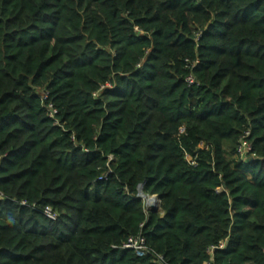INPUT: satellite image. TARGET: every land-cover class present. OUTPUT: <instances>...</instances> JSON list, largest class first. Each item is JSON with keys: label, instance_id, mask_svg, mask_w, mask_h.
<instances>
[{"label": "trees", "instance_id": "16d2710c", "mask_svg": "<svg viewBox=\"0 0 264 264\" xmlns=\"http://www.w3.org/2000/svg\"><path fill=\"white\" fill-rule=\"evenodd\" d=\"M154 253L264 264V0H0V264Z\"/></svg>", "mask_w": 264, "mask_h": 264}, {"label": "built area", "instance_id": "2783aa9c", "mask_svg": "<svg viewBox=\"0 0 264 264\" xmlns=\"http://www.w3.org/2000/svg\"><path fill=\"white\" fill-rule=\"evenodd\" d=\"M187 81L190 84H194L197 82V80L195 79L194 76L190 75L187 77ZM249 132L246 133V135H248ZM251 150V143L246 139V136H244L240 142V145L238 147V153L241 156V158L247 159L249 158V151ZM148 201V199H147ZM147 201L145 198V203H146V207H147ZM23 204H26V202H23ZM148 209V207H147ZM149 210V209H148ZM44 214L52 219V220H56L58 217V214L55 213L51 207H46L44 210ZM223 246V245H222ZM125 247L127 248H132L134 250H136L137 253L139 254H147L149 252L148 247L145 245V239L143 237H138V238H130L128 243L125 244ZM154 261L157 262L158 264H169L165 261L164 256L158 253H154ZM207 264H215V263H207Z\"/></svg>", "mask_w": 264, "mask_h": 264}, {"label": "water", "instance_id": "95a60500", "mask_svg": "<svg viewBox=\"0 0 264 264\" xmlns=\"http://www.w3.org/2000/svg\"><path fill=\"white\" fill-rule=\"evenodd\" d=\"M253 159V158H251ZM139 192H140V196L142 198H148V201H147V207L150 211H161V208H160V197L159 195H147L144 190H143V184L140 185L139 187Z\"/></svg>", "mask_w": 264, "mask_h": 264}, {"label": "rangeland", "instance_id": "374dc122", "mask_svg": "<svg viewBox=\"0 0 264 264\" xmlns=\"http://www.w3.org/2000/svg\"><path fill=\"white\" fill-rule=\"evenodd\" d=\"M146 201H147V199H146Z\"/></svg>", "mask_w": 264, "mask_h": 264}, {"label": "bare ground", "instance_id": "6f19581e", "mask_svg": "<svg viewBox=\"0 0 264 264\" xmlns=\"http://www.w3.org/2000/svg\"><path fill=\"white\" fill-rule=\"evenodd\" d=\"M148 199V198H147Z\"/></svg>", "mask_w": 264, "mask_h": 264}]
</instances>
